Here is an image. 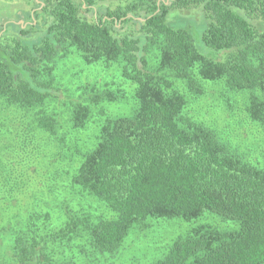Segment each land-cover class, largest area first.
I'll return each instance as SVG.
<instances>
[{"label": "trees", "instance_id": "16d2710c", "mask_svg": "<svg viewBox=\"0 0 264 264\" xmlns=\"http://www.w3.org/2000/svg\"><path fill=\"white\" fill-rule=\"evenodd\" d=\"M14 1L33 7L23 10L27 25L22 15L10 14L5 23L0 14V33L13 34L9 43L0 39V210L16 206L28 192L35 195L30 208L18 209L17 225L0 233L9 250L0 264H107L136 222L190 219L204 211L236 220L241 228L216 245L204 237L177 240L157 264H264L263 167L182 116L181 101L156 97L143 82L133 115L104 120L92 150L82 158L69 155L67 138L87 118L48 113L43 106L50 88L35 70L69 47L92 61L119 59L129 23L146 32L134 38L138 51L153 29L170 37L179 62L186 55L203 57L197 47L188 53L193 32L169 23L173 11L201 6L204 42L222 54L208 58L202 71L230 89L259 86L264 92V0ZM35 36L41 41L31 42ZM251 100L254 118L264 120V99L255 103L252 92ZM77 194L86 206L70 214ZM92 197L115 215H93Z\"/></svg>", "mask_w": 264, "mask_h": 264}, {"label": "rangeland", "instance_id": "374dc122", "mask_svg": "<svg viewBox=\"0 0 264 264\" xmlns=\"http://www.w3.org/2000/svg\"><path fill=\"white\" fill-rule=\"evenodd\" d=\"M32 7L31 1L15 3L14 0H0V14L6 16L5 23L13 18L9 16L11 14L15 15L14 18L22 15V20L29 24L24 11ZM171 14V25L183 27L194 34V38L190 36L187 39L188 53L194 52L192 47H197L203 57L189 60L186 55L185 62H179L170 37L164 31L153 29L147 32L138 51L134 38L136 34L143 36L146 32L140 30V23H129L123 28L128 44L123 46L124 52L119 59L107 57L92 61L75 51L74 47H69L35 66L38 79L47 82L50 88L43 108L60 119L74 114L87 118L85 126L69 134L67 147L71 150L66 151V147L64 152L82 158L98 141L104 120L133 115L141 98L137 87L143 82L156 97L181 101L182 116L191 117L212 129L225 147L264 168V120L254 118V102L251 100L253 92L255 103L256 98L262 102L264 92L259 86L255 90L230 89L222 78L202 71L208 58L219 60L222 54L204 42L202 32L207 20L201 6L175 10ZM3 32L0 39L9 43L13 34ZM40 41V37L35 36L31 42ZM4 110L0 108V112ZM57 155L54 153L53 159ZM34 195L33 191L28 192L16 206L0 210V233L17 225L20 219L18 209L22 206L30 208ZM74 197L73 208L68 211L70 214L83 210L80 204L86 206L80 201L79 194ZM69 203L67 200L63 207L67 208ZM89 204L93 215H115L106 203L96 197L89 199ZM240 228L238 221L211 211H204L190 219L149 217L130 228L117 252L106 258L110 262L107 264H157L177 240L204 237L216 245L238 233ZM6 238L0 236L1 258L9 254L4 246Z\"/></svg>", "mask_w": 264, "mask_h": 264}]
</instances>
